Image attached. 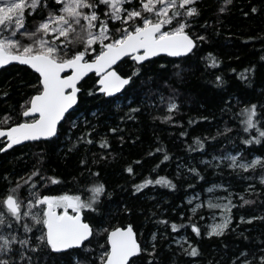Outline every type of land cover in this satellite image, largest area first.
Wrapping results in <instances>:
<instances>
[{"label": "trees", "instance_id": "obj_1", "mask_svg": "<svg viewBox=\"0 0 264 264\" xmlns=\"http://www.w3.org/2000/svg\"><path fill=\"white\" fill-rule=\"evenodd\" d=\"M49 4L57 6L55 0H49ZM222 4L223 0H199L201 14L192 21L190 34L206 35L207 39L198 42L191 54L181 58L161 55L142 63L134 88L110 98L95 91L98 88L96 74L87 76L80 84L79 107H75L71 117L76 123L75 128L65 121L58 140L28 142L0 152V193L10 187V182L14 185L17 177L27 179L25 174H30L36 167L41 168L42 175L60 178L40 187L39 191L46 195L67 192L88 200L90 185L102 182L106 187L100 200L94 202L97 207L83 210V218L94 229L88 248L73 253L66 250V254L60 256L42 253L41 264H72L70 257L73 255L89 259L91 264H100L97 257L109 247L105 230L129 224L142 246L149 247L153 243L152 234H157L156 264H239L236 258L245 250L249 257L262 254L264 185L259 177L264 175V169L259 165L254 170L231 169L226 160L208 163L206 159L225 156L229 152H241L247 160L255 155L264 157V140L245 144V140L258 133L252 129L245 131L246 125L242 123L246 120L243 110L255 103L258 106L256 119L260 121L259 127L264 128V0H232L225 6L227 11L221 13L218 9ZM253 6L257 8L256 12L251 11ZM27 19L30 30L33 19L40 17L28 15ZM112 24L119 27L118 22ZM208 53L221 63L209 64ZM123 61L117 67L122 74L137 63L130 57ZM253 65L254 73H247L242 78L240 73ZM38 76L20 64L0 70V93H8L6 97L0 96V116L7 112L12 116V122L26 119L21 115V104L34 94L32 86ZM217 76L223 79V84L216 82ZM85 89H93L92 94ZM169 97L179 105L178 110L171 112V120L179 123L160 118L170 115ZM136 107L139 108L137 112L129 113L130 108ZM129 116L134 118H127ZM121 117L125 119L121 120ZM190 119L192 123H189ZM91 127H95L91 133L92 144L79 143L70 147L81 132ZM225 127L230 131L225 133ZM110 128L118 131L111 133ZM105 136L108 148L95 143ZM196 137L204 140V148L197 146ZM4 143L0 139V147ZM189 145L194 150H190ZM157 148H164L170 159L164 161V153L153 151ZM150 152L152 154L148 155ZM41 154L44 160L38 164ZM81 159L86 161L85 165L80 164ZM129 165L135 175L126 171ZM193 167L199 169L203 179L188 171ZM89 169L99 175L92 176ZM159 176L168 177L176 188L160 183L146 185L140 191L132 187L145 178L155 180ZM214 183L227 185L233 192L235 206L229 228L221 235L209 236L206 219L201 218V211L192 212L187 198L204 193ZM249 185L258 191H246ZM240 193H244L243 198ZM21 195H26L23 186ZM243 200L251 203L245 204ZM241 216L245 217L244 221L240 220ZM249 216L256 219L248 221ZM162 218L184 226L173 230L170 224L160 222ZM189 220L200 228L199 235L188 226ZM11 230H17L15 225ZM18 231L22 233L23 229ZM35 234L38 236L39 232ZM182 237H187L191 246L198 247L196 256L188 254L187 241L175 243ZM84 251L89 253L88 257L82 255ZM145 262L151 264L147 256L141 257L137 264Z\"/></svg>", "mask_w": 264, "mask_h": 264}, {"label": "snow or ice", "instance_id": "obj_2", "mask_svg": "<svg viewBox=\"0 0 264 264\" xmlns=\"http://www.w3.org/2000/svg\"><path fill=\"white\" fill-rule=\"evenodd\" d=\"M231 2L232 0H223L218 11H227L225 6ZM55 4L57 6H50L49 0H0V66L7 65L9 61H20L39 73L36 84L32 86L34 94L21 104V115L28 117L31 114V119L12 122L13 118L9 113L5 112L0 116V137L6 141L0 147V152L38 137L58 140L65 121L75 128L76 123L71 117L75 111L74 106L79 107L78 94L82 91L79 85L87 73L93 70L99 73L96 83L102 87L96 88L95 91L112 97L121 89L125 92L133 89L143 66L142 63H136L135 67L122 74L117 71V61L124 62L121 58L131 56L134 62H146L149 57L158 53L180 56L192 53L198 42L207 39L206 35L190 34L192 21L201 14L199 0H55ZM251 11L256 12L257 8L253 6ZM28 15L40 17L33 19L30 30ZM113 21L118 22L119 27L112 24ZM204 23L207 24L208 21ZM207 60L211 65L221 63L212 53L207 54ZM254 69V65L244 69L240 73L241 77L245 78L247 73H254ZM216 82L224 83L220 76L216 77ZM84 91L91 95L93 89ZM7 95L6 92L0 93V96ZM160 99L163 103V97ZM257 107V104L253 103L243 110L246 115V120L242 121L246 125L245 131L252 129L258 133L245 140V144L260 143L264 140V128L259 127L260 121L256 119ZM167 108L170 115L160 118L179 123L171 120L172 110L179 109L173 97L168 98ZM138 110V107L130 108L129 113ZM120 119L124 120L125 117ZM192 122L190 119L189 123ZM84 123L87 124L88 121ZM94 131L95 127L85 129L76 141L71 142L70 147L79 143L92 144L94 141L91 133ZM109 131L116 133L118 129L110 128ZM229 131L225 127L224 132ZM217 135L220 133L217 132ZM195 141L199 148L205 147L204 140L196 137ZM95 143L104 148L109 147L106 136ZM188 147L194 150L191 145ZM153 151L164 153V161L170 159V154H167L164 148ZM239 156L240 153L237 152L235 155L229 154L227 158L213 157V160L224 162L227 159L230 161L227 167L231 169L239 167L254 170L258 165L264 169V157L255 156L250 162L240 160L237 164ZM43 160L44 155L41 154L37 163ZM80 164L85 165L86 161L81 159ZM126 171L135 175L131 165L127 166ZM188 171L195 174L196 178L203 179L198 168L193 167ZM89 172L92 176L99 175L98 172H91V169ZM25 175L27 179L17 177L14 185L10 182V187L0 193V264H41L42 253L46 256H60L65 255L66 250L67 253H73L87 249L90 245L89 237L93 236L94 229L82 218L83 210L97 207L94 202H98L100 195L106 191L105 185L102 182L90 185L89 199L83 200L80 195L67 192L57 196L41 193L40 187L55 183L60 178L42 175L39 167ZM259 181L264 185V175L259 177ZM155 183L176 188V184L165 176H159L155 180L148 177L132 187L135 191H140L146 185ZM22 186L26 195H21ZM215 188L226 189L227 185H212L209 191ZM248 190L258 191L251 185L246 189ZM239 195L243 198L244 193ZM194 199L198 197L189 198L190 201ZM211 199L212 197H209V200ZM220 199L225 202L208 204L209 207L224 209L218 213L223 218L212 224L207 231L209 236L223 234L232 221L230 212L234 205L231 199ZM243 203L248 204L251 201L243 200ZM203 206V202L196 204L192 212L196 213L197 208ZM69 208L73 209V212L70 213ZM254 219L256 217H247L248 221ZM240 220L244 221L245 217L241 216ZM160 222L170 224L173 230L184 226L167 218H162ZM187 224L197 235L200 234V228L195 223L189 220ZM14 225L17 229L15 231L11 230ZM20 228L23 229L22 233L18 231ZM105 231L110 246L97 257L100 264H137L143 256H147V261L151 264H156V233L152 234L153 243L145 247L136 239L131 224ZM36 232H39L38 236ZM181 239L187 241L190 246L188 254L196 256L198 247L191 246L187 237ZM181 239H177L175 243L180 244ZM16 245H19L18 249ZM181 250L185 251L183 248ZM261 253L249 257L245 250L236 259L239 264H264V250H261ZM82 255L88 257L89 253L84 251ZM70 259L72 264H91L89 259H81L80 256L73 255Z\"/></svg>", "mask_w": 264, "mask_h": 264}, {"label": "rangeland", "instance_id": "obj_3", "mask_svg": "<svg viewBox=\"0 0 264 264\" xmlns=\"http://www.w3.org/2000/svg\"><path fill=\"white\" fill-rule=\"evenodd\" d=\"M237 152H229L227 153L225 156H215V157H225L227 158V156L229 154H232V155H235ZM240 153V156L238 157L237 159V164H239L240 160H244V161H247V162H250L252 158H254L255 156H253L251 159H244L242 156H241V152ZM227 161V159H225ZM206 161H211V162H217L219 163L220 161H217V160H213V157L209 160V159H206ZM230 162V161H228ZM236 169H241L239 167H237ZM212 185H220L218 183H214ZM210 185L209 187L206 188L205 192L204 193H195V194H192L190 195L188 198H187V202L189 204H191V209L196 205V204H199L201 202H203V208H197L196 211H201V218H205L206 219V223L205 225L207 226V230L209 231L210 230V226L212 224H214L215 222L217 221H220L223 217L221 215H218V213L220 212H223L224 209L222 208H217V207H209L208 204L211 203V204H220V203H224L225 201L220 199V198H230L231 199V202L232 204L235 206L234 204V197H233V192L231 190L228 189V187L226 189H223V188H215V189H212L211 191H209V189L211 188ZM231 194V195H230ZM190 197H198V199H194V200H189ZM209 197H212L211 200H209ZM233 206V207H234ZM232 207V208H233ZM232 208H231V212H230V215L232 216ZM57 211H62V209H57ZM68 211L71 213L73 212V209L69 208ZM181 239V238H179ZM181 241H184L181 239Z\"/></svg>", "mask_w": 264, "mask_h": 264}, {"label": "water", "instance_id": "obj_4", "mask_svg": "<svg viewBox=\"0 0 264 264\" xmlns=\"http://www.w3.org/2000/svg\"><path fill=\"white\" fill-rule=\"evenodd\" d=\"M194 50H195V49H194ZM189 54H191V53H189ZM189 54H181L180 56H174V55H172V54H170V53H158L156 56L149 57L148 60L153 59V58L158 57V56H161V55H165V56H169V57H175V58H181V57H184V56L189 55ZM128 57H130V59L133 60V57H131V56H128ZM125 58H127V57H124V58H121V59L124 60ZM148 60H147V61H148ZM133 61H134V60H133ZM119 63H120V61H117V64H119ZM137 63H144V62H137ZM11 64H20V65H24V66H27L28 68H30L32 71L36 72L35 69H32L30 65L23 64V63L20 62V61H9V63H8L7 65L0 66V70H1L2 68H5V67L11 65ZM113 67H116V65H113ZM66 71H67V70H66ZM36 73H37V72H36ZM37 74L39 75V73H37ZM91 74H96V76H97L98 78H99V75H100L99 73H96V72L93 70L92 72L87 73V74L85 75V77L83 78V80H84L87 76H89V75H91ZM83 80H82V81H83ZM81 83H82V82H81ZM79 86H80V85H79ZM97 86H98V88H99V87H102L101 85H98V84H97ZM122 91H123V89H121L120 92L113 94L112 97H114V96L120 94ZM99 93H100V92H99ZM78 96H79V94H78ZM105 96L108 97V98H110V97L107 96V95H105ZM74 108H75V106H74ZM23 117H24V116H23ZM24 118H26V119H27V118H31V114H30L28 117H24ZM0 139H3V140L5 141V139H4L3 137H0ZM48 139H52V138L38 137V138H36L35 140H29V141L22 142L20 145L25 144V143H28V142H37V141L48 140ZM5 142H6V141H5ZM15 146H19V145H13L12 148L15 147ZM9 149H11V148H9ZM9 149H5V150H9ZM82 218H83V216H82ZM133 230H134V229H133ZM134 232H135V230H134ZM135 233H136V232H135ZM90 238H91V237H89V239H90ZM136 239L138 240L137 233H136ZM138 241H139V240H138ZM109 246H110V245H109Z\"/></svg>", "mask_w": 264, "mask_h": 264}]
</instances>
